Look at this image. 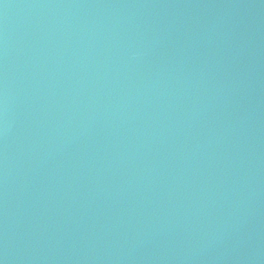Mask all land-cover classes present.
I'll return each instance as SVG.
<instances>
[{
	"label": "water",
	"instance_id": "obj_1",
	"mask_svg": "<svg viewBox=\"0 0 264 264\" xmlns=\"http://www.w3.org/2000/svg\"><path fill=\"white\" fill-rule=\"evenodd\" d=\"M0 264H264V0H0Z\"/></svg>",
	"mask_w": 264,
	"mask_h": 264
}]
</instances>
